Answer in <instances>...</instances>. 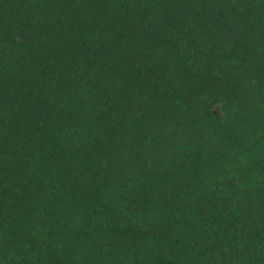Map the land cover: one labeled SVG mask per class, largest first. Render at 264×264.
Masks as SVG:
<instances>
[{
  "label": "trees",
  "instance_id": "trees-1",
  "mask_svg": "<svg viewBox=\"0 0 264 264\" xmlns=\"http://www.w3.org/2000/svg\"><path fill=\"white\" fill-rule=\"evenodd\" d=\"M0 264H264V0H0Z\"/></svg>",
  "mask_w": 264,
  "mask_h": 264
}]
</instances>
